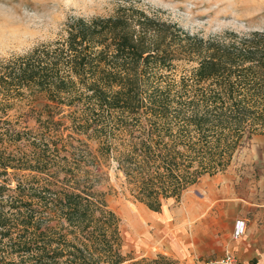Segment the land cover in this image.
Returning <instances> with one entry per match:
<instances>
[{
  "label": "trees",
  "instance_id": "1",
  "mask_svg": "<svg viewBox=\"0 0 264 264\" xmlns=\"http://www.w3.org/2000/svg\"><path fill=\"white\" fill-rule=\"evenodd\" d=\"M65 32L0 69V179L10 170L48 176L32 201L18 187L25 205L0 182V264H124L120 219L96 190L99 159L113 158L133 199L160 212L225 171L244 137L264 133V31L204 39L120 7L110 17L70 19ZM176 61L195 66L162 87L161 71ZM26 89L86 100L96 123L79 124L98 142L95 152L87 144L61 156L56 147L53 159L41 153L17 165L12 148L22 133L8 112Z\"/></svg>",
  "mask_w": 264,
  "mask_h": 264
},
{
  "label": "rangeland",
  "instance_id": "2",
  "mask_svg": "<svg viewBox=\"0 0 264 264\" xmlns=\"http://www.w3.org/2000/svg\"><path fill=\"white\" fill-rule=\"evenodd\" d=\"M120 7L128 13L143 11L163 21L177 23L204 39L264 31V0H0V69L8 60L63 39L70 19L110 17ZM174 65L173 71H161L162 76L157 82H161L162 87L169 81H180L185 75H190L195 66L185 61H176ZM12 104L9 119L22 133V140L12 148V155L19 159L17 165L25 164L21 159L33 160L41 153L53 159L56 147L61 156H65L71 147L82 150L88 144L93 152L98 148V142L87 140V135L80 128L79 123H83L85 118L96 123L93 120L95 116H89L91 112L86 100H53L52 95L26 89ZM4 119L7 117H1L0 127L4 126ZM258 155H264V133L244 137L226 170L240 171L248 165L247 159ZM98 162L96 190L104 193L109 209L120 219L121 254L127 260L124 264L164 256L156 252L157 245L160 240L172 239L166 232L168 225H174L177 212L180 217L184 195L193 192L200 183L208 180L209 175L186 190L180 200L169 199L160 212H153L128 193L125 178L113 158L108 161L99 159ZM9 172L11 174L1 178L0 182L7 184L5 193L17 198L22 203L20 205L32 201L33 188L43 184L39 177H48L30 170ZM19 186L21 193L24 191L25 201L19 196ZM164 257L168 264L172 263Z\"/></svg>",
  "mask_w": 264,
  "mask_h": 264
},
{
  "label": "crops",
  "instance_id": "3",
  "mask_svg": "<svg viewBox=\"0 0 264 264\" xmlns=\"http://www.w3.org/2000/svg\"><path fill=\"white\" fill-rule=\"evenodd\" d=\"M247 160L242 170L209 176L184 195L166 232L172 239L160 240L158 254L171 264H201L230 251L238 264H264V155ZM238 227L243 232L235 237Z\"/></svg>",
  "mask_w": 264,
  "mask_h": 264
},
{
  "label": "built area",
  "instance_id": "4",
  "mask_svg": "<svg viewBox=\"0 0 264 264\" xmlns=\"http://www.w3.org/2000/svg\"><path fill=\"white\" fill-rule=\"evenodd\" d=\"M241 228L242 227H238V229L235 231V237L242 235L243 230ZM201 264H238V259L234 253L228 251L220 259L206 261Z\"/></svg>",
  "mask_w": 264,
  "mask_h": 264
}]
</instances>
